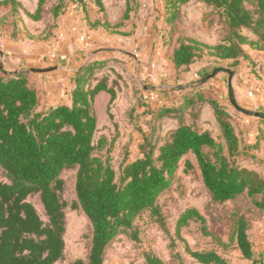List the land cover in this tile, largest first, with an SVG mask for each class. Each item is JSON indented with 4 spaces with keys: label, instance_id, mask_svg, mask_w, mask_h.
Wrapping results in <instances>:
<instances>
[{
    "label": "trees",
    "instance_id": "obj_1",
    "mask_svg": "<svg viewBox=\"0 0 264 264\" xmlns=\"http://www.w3.org/2000/svg\"><path fill=\"white\" fill-rule=\"evenodd\" d=\"M86 0H57L51 12L57 18L69 2L85 5ZM102 9V0H95ZM191 0H163L173 23L182 5ZM216 10L229 32L216 45L201 42L192 36L180 35L175 43L172 60L176 70L187 69L205 55L238 63L247 57L243 48L264 49V0H199ZM47 0H39L32 18L38 19ZM17 5L16 0H2L0 6ZM123 18L133 12L126 1ZM99 24V23H97ZM109 23H104L108 28ZM120 24L112 27H119ZM249 29L256 39L243 33ZM105 60L85 65L72 76L74 88L71 102L48 109H39V95L30 83L29 74L0 71V264H56L65 258L66 212L63 197V172L76 169L73 208H80L92 226L86 260L78 258L71 264H105L108 248L119 233L138 239L135 220L148 211L167 230L159 203L160 195L173 182L181 164L195 167L189 155L197 160L205 188L213 203H225L247 197L253 206L264 212V175L243 165L248 146L233 125L228 107L209 99L198 91L184 98L176 108L165 107L175 114L177 126L168 131L161 145L142 146L143 155L124 164L120 177L110 163L97 154L101 139L96 142L98 118L96 95L105 91L109 104L116 98L115 79L102 73ZM204 104H209L219 124L220 137L199 123ZM109 108V107H108ZM170 108V109H168ZM112 116V115H111ZM148 140V139H147ZM209 149L210 151H207ZM38 196L46 219L39 213L31 197ZM205 223L195 208L186 209L177 220L176 233L190 220ZM250 224L241 215L233 232L235 247L251 264H264L256 256L249 235ZM189 253L202 264H228L218 251L191 250ZM146 264H165L157 255L145 253Z\"/></svg>",
    "mask_w": 264,
    "mask_h": 264
},
{
    "label": "rangeland",
    "instance_id": "obj_2",
    "mask_svg": "<svg viewBox=\"0 0 264 264\" xmlns=\"http://www.w3.org/2000/svg\"><path fill=\"white\" fill-rule=\"evenodd\" d=\"M105 4L106 7L99 10L102 15L97 13L95 17L99 15L97 18H110L115 25L121 20L118 23L120 26L112 27L109 23L108 28L96 33L102 37L103 46L116 49L117 52L113 57L121 61V73L114 70L107 72L111 79H115L117 95L114 101L109 104V94L99 95L96 99L98 130L95 139L96 142L103 139L98 145L97 154L103 160L109 159L117 172V178L120 177L124 164L143 155L142 146L150 143L161 145L168 131L177 126L175 114L169 110L165 111V107L176 108V105H181L184 98L195 91H205L206 95L212 97L219 96L209 89L208 83L211 80L197 90H167L154 86L195 84L216 67L225 66L234 69L240 68L243 64L247 66V73L253 75L258 83L262 82L261 85L245 90L246 95L257 98L249 94L250 91H255V87L264 91V49L251 47L249 44L246 45L247 58L239 60L236 64L234 61L219 60L205 55L187 69H175L172 55L180 35L192 36L209 45L223 42L228 35L229 28L225 21L216 10L203 1L191 0L182 5L173 23L167 20L169 13L164 7L163 0H130L134 10L129 19L123 18L125 0H105ZM10 15L9 24L17 23L19 12L12 11ZM0 24L5 22L0 20ZM243 33L251 39H256L249 29H244ZM50 55L51 53L49 57ZM50 60L53 63L39 67L47 68L55 64L64 66L60 64L61 59L55 60L50 57ZM54 73V71L29 73L30 83L33 86L37 85L39 90L41 110L50 105L47 100L49 92L43 85L63 81L55 77ZM223 75L228 77L227 74L220 73L214 78ZM226 88L222 89L223 101H225L223 103L233 113L232 120L241 118L264 121L262 118L245 116L236 111L228 100ZM65 98V95L56 94L55 102H61ZM262 104L264 105V101ZM250 108L264 112V107ZM202 121L206 120L202 118ZM203 123L210 127L216 138L220 137L217 122L209 120L208 123ZM239 130L242 147L248 146V155L241 157L240 162L264 175V132L253 134L261 145L257 147L256 144L246 143L250 140L247 129L239 128ZM189 158L195 167L186 169V166L181 164L172 184L159 197L167 230L148 211L143 212L135 220L138 239L135 240L126 233H119L107 250L105 264H146L147 252L157 255L165 264H202L192 257L188 249H214L227 259L228 264H251V261L244 258L240 250L235 247L233 238L235 223L241 215H244L250 224L249 235L256 256L264 257V212L256 209L245 196L222 204L213 203L204 186L196 157L190 154ZM76 172V169H70L62 174L66 182L63 197L68 202L65 209L66 248L65 258L56 264H71L78 258L86 260L90 247L91 223L80 208L72 206L77 200ZM2 179L4 177L0 171V180ZM30 200L46 219L39 197L33 196ZM189 208L197 209L206 221L201 223L194 219L190 220L188 225L182 227L179 237L176 233L177 220L181 213Z\"/></svg>",
    "mask_w": 264,
    "mask_h": 264
},
{
    "label": "crops",
    "instance_id": "obj_3",
    "mask_svg": "<svg viewBox=\"0 0 264 264\" xmlns=\"http://www.w3.org/2000/svg\"><path fill=\"white\" fill-rule=\"evenodd\" d=\"M16 1L17 5L9 3L0 6V16H2L0 20L5 22V24H0V51L3 54L2 58L0 55V63L2 61L3 68L9 71H17L19 69L39 67V65L43 66V64L53 63L49 57V53L53 52L66 56V60H61V63H57L64 65L62 67H66L69 70H64L62 67L58 70H54L55 77H59L63 81L60 83L58 81L46 83L45 81L46 85H43L49 92L47 100L50 102V105L46 109L60 103L69 104L71 102V90L75 86L71 80L72 76L78 71V69L83 68L91 62L105 60V67L102 69L101 73H107L112 70L121 73V61L114 59L113 57L115 52H117L116 49L103 46L104 43L102 42L104 41H102V37L96 33L101 32L102 29H106L104 23H110L112 26L115 25V22L110 18H97L99 15L95 17L97 13L102 15V12H99V10L106 7L105 0H102V9L97 5L95 0H86L85 5H79L76 2H69L57 18H55L51 12V8L57 0H47L41 16L38 19L32 18L29 14H34L36 12L39 0ZM126 1L127 0H125L124 5L125 10L127 7ZM81 8L83 9L81 10ZM108 10L109 9H107V11ZM12 11H15V13L19 12V19H17V23L13 25L9 24ZM119 22H121V20ZM91 23H94V27ZM82 35H86L91 42L90 47L87 49L83 48V44L80 41V36ZM246 45H244L243 48L247 54ZM242 59H245V57H242L239 60ZM246 68L247 66L243 64H241L240 68H234L236 75L233 83L237 99L246 107H264L262 104L264 101L263 89L255 87V91L249 92V94L252 93L250 96L255 95L258 99L246 95L245 90H249L251 87L253 88V86L262 84V82L258 83L253 75L247 73ZM227 80L228 77H224L223 75L211 79L210 82L208 81L209 89L218 93V97L208 96L205 91L198 92L203 94L206 98L216 99L223 103L225 101H223L222 89L227 87ZM34 86L36 87L37 85L34 84ZM56 94L65 95L66 98L61 100V102L56 103ZM106 94L108 93L105 91L99 92L96 95L95 102L99 95L106 96ZM38 95H40L39 90ZM206 113L208 115H206ZM231 114L233 113L231 112ZM205 117L206 119H204ZM202 118L206 121H202ZM209 120L212 122L215 121L218 124L213 108L209 104H204L198 121L202 127L211 130L210 127L205 126L203 123H208ZM232 122L240 139L241 132L239 128L247 129L250 140H247L246 143L250 142L251 145L256 144L257 147H261V145L258 144L259 139H255L253 134L256 132H264V121L237 118Z\"/></svg>",
    "mask_w": 264,
    "mask_h": 264
},
{
    "label": "water",
    "instance_id": "obj_4",
    "mask_svg": "<svg viewBox=\"0 0 264 264\" xmlns=\"http://www.w3.org/2000/svg\"><path fill=\"white\" fill-rule=\"evenodd\" d=\"M0 55L1 58L3 57L2 52L0 51ZM134 56V55H133ZM135 57V56H134ZM0 68L3 69V63L1 61L0 63ZM61 67L59 65H53L51 67H47V68H43V67H29L26 69H19L17 71H15V73H24V74H29V73H33V72H49V71H54V70H58ZM66 70H69L66 67H63ZM71 70V69H70ZM80 70V69H78ZM220 73H225L228 75V80H227V97L228 100L231 104V106L238 112L244 114L245 116H249V117H258V118H262L264 119V112L258 111L256 109L250 108V107H246L244 105H242L236 96V91L234 88V78L236 75V71L234 69H231L229 67H225V66H220V67H216L214 68L212 71H210L209 74H207L206 76H204L203 78L199 79L197 81V83L195 84H188V83H184V84H178V85H162V86H154V88H161V89H167V90H181V89H198L200 87H202L205 83H207L208 81H210L211 79H213L215 76H217Z\"/></svg>",
    "mask_w": 264,
    "mask_h": 264
},
{
    "label": "built area",
    "instance_id": "obj_5",
    "mask_svg": "<svg viewBox=\"0 0 264 264\" xmlns=\"http://www.w3.org/2000/svg\"><path fill=\"white\" fill-rule=\"evenodd\" d=\"M80 41L82 42V44H83V48H84V49L89 48L90 45H91V42H90V40L87 38L86 35H82V36H80ZM50 57H51L52 59H55V60H56V59L66 60V56H64V55H59V54L56 53V52L51 53ZM250 94H252V93H250Z\"/></svg>",
    "mask_w": 264,
    "mask_h": 264
}]
</instances>
